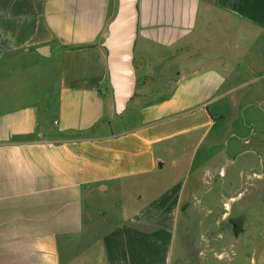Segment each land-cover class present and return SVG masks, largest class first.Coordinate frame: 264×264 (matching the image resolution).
I'll list each match as a JSON object with an SVG mask.
<instances>
[{
  "label": "crops",
  "instance_id": "1",
  "mask_svg": "<svg viewBox=\"0 0 264 264\" xmlns=\"http://www.w3.org/2000/svg\"><path fill=\"white\" fill-rule=\"evenodd\" d=\"M117 5L0 0V264H264V0H136L116 122Z\"/></svg>",
  "mask_w": 264,
  "mask_h": 264
},
{
  "label": "water",
  "instance_id": "2",
  "mask_svg": "<svg viewBox=\"0 0 264 264\" xmlns=\"http://www.w3.org/2000/svg\"><path fill=\"white\" fill-rule=\"evenodd\" d=\"M136 34V0H118L115 15L103 41L114 110L122 114L136 89L133 47Z\"/></svg>",
  "mask_w": 264,
  "mask_h": 264
},
{
  "label": "rangeland",
  "instance_id": "3",
  "mask_svg": "<svg viewBox=\"0 0 264 264\" xmlns=\"http://www.w3.org/2000/svg\"><path fill=\"white\" fill-rule=\"evenodd\" d=\"M219 50V49H218ZM41 69H42V83H43V80H44V78H45V73H46V71H48L49 70V73H50V75H51V77H52V79L53 78H55L54 76L58 73V67H55V65H51V64H48L47 62H43L42 64H41ZM43 86H45V85H43ZM255 89H258L257 88V86L256 85H251V88H250V90H249V95H250V97L249 98H251V99H249L247 102H249L248 104H249V108H253L254 107V105H255V101H254V99H253V96H254V98H255V100H257V98H259V96L260 95H262V92H261V94H260V90H258V91H254ZM263 93H264V91H263ZM256 115H257V112L255 113ZM132 115H131V113H130V111L129 110H127L124 114H122V115H113L112 117H113V121H119V120H121V119H123V120H125V119H128V118H130ZM226 127H228V125H225V129H226ZM189 145V148H190V150L191 151H196V148H197V151H198V155L201 153L200 151H202V148H198L197 146L195 147V145H194V143H192V144H188ZM177 156V152L175 151V152H173V153H171V155H170V157H172V158H175ZM200 156V155H199ZM156 186H154V187H152V193H155L156 191ZM124 199V198H123ZM111 200V199H110ZM128 200V199H127ZM106 201H108V199L106 200ZM113 201V200H112ZM108 205V204H107ZM111 205V207H109L110 209L112 208V209H114L115 208V206H120V204H117V203H110L108 206H110ZM107 206V207H108ZM106 207V208H107ZM224 212H226V211H224ZM114 215V214H113ZM217 216H224V217H227V218H229L228 220L229 221H237L236 220V218H230L231 216H229V215H227V214H224V213H220L219 215H217ZM195 217V215H191V219L192 218H194ZM210 215H207V216H204L203 215V219L205 218V220H207V221H210ZM188 220V219H187ZM193 237H194V235H193Z\"/></svg>",
  "mask_w": 264,
  "mask_h": 264
}]
</instances>
